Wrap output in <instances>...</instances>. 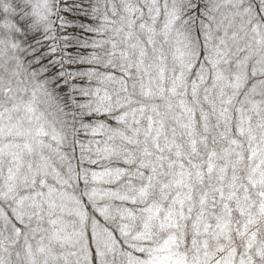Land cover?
Instances as JSON below:
<instances>
[{"label":"snow or ice","instance_id":"snow-or-ice-1","mask_svg":"<svg viewBox=\"0 0 264 264\" xmlns=\"http://www.w3.org/2000/svg\"><path fill=\"white\" fill-rule=\"evenodd\" d=\"M0 264H264V0H0Z\"/></svg>","mask_w":264,"mask_h":264}]
</instances>
